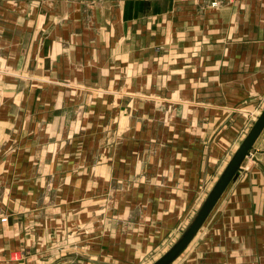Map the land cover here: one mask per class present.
<instances>
[{"label": "crops", "instance_id": "crops-1", "mask_svg": "<svg viewBox=\"0 0 264 264\" xmlns=\"http://www.w3.org/2000/svg\"><path fill=\"white\" fill-rule=\"evenodd\" d=\"M161 3L0 0V264H151L264 109V0ZM251 152L171 264H264Z\"/></svg>", "mask_w": 264, "mask_h": 264}, {"label": "water", "instance_id": "water-1", "mask_svg": "<svg viewBox=\"0 0 264 264\" xmlns=\"http://www.w3.org/2000/svg\"><path fill=\"white\" fill-rule=\"evenodd\" d=\"M264 129V109L257 117L249 132L233 154L228 165L210 191L200 210L179 239L152 264H171L191 243L201 229L209 214L223 195L225 189L247 157L252 156V148Z\"/></svg>", "mask_w": 264, "mask_h": 264}, {"label": "built area", "instance_id": "built-area-1", "mask_svg": "<svg viewBox=\"0 0 264 264\" xmlns=\"http://www.w3.org/2000/svg\"><path fill=\"white\" fill-rule=\"evenodd\" d=\"M181 1H197V0H181ZM208 2H210L213 6H218L220 5L223 0H206ZM258 117V115L255 116V119ZM7 220L6 217L2 218V221L5 222Z\"/></svg>", "mask_w": 264, "mask_h": 264}, {"label": "rangeland", "instance_id": "rangeland-1", "mask_svg": "<svg viewBox=\"0 0 264 264\" xmlns=\"http://www.w3.org/2000/svg\"><path fill=\"white\" fill-rule=\"evenodd\" d=\"M164 2H166L167 4H169L170 3V0H162V6L164 5ZM162 255V254H161ZM157 259V258H156ZM156 259H154L152 262H151V264L156 260Z\"/></svg>", "mask_w": 264, "mask_h": 264}]
</instances>
